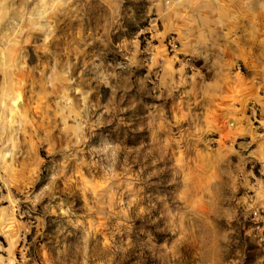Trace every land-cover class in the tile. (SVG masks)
Wrapping results in <instances>:
<instances>
[{
	"label": "rangeland",
	"instance_id": "1",
	"mask_svg": "<svg viewBox=\"0 0 264 264\" xmlns=\"http://www.w3.org/2000/svg\"><path fill=\"white\" fill-rule=\"evenodd\" d=\"M0 264H264V0H0Z\"/></svg>",
	"mask_w": 264,
	"mask_h": 264
}]
</instances>
